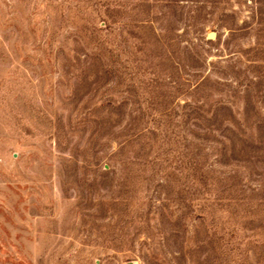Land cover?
I'll return each instance as SVG.
<instances>
[{
	"label": "rangeland",
	"instance_id": "rangeland-1",
	"mask_svg": "<svg viewBox=\"0 0 264 264\" xmlns=\"http://www.w3.org/2000/svg\"><path fill=\"white\" fill-rule=\"evenodd\" d=\"M0 264H264V0H0Z\"/></svg>",
	"mask_w": 264,
	"mask_h": 264
},
{
	"label": "water",
	"instance_id": "water-1",
	"mask_svg": "<svg viewBox=\"0 0 264 264\" xmlns=\"http://www.w3.org/2000/svg\"><path fill=\"white\" fill-rule=\"evenodd\" d=\"M216 37V34L215 33H210L208 35V39H214Z\"/></svg>",
	"mask_w": 264,
	"mask_h": 264
},
{
	"label": "trees",
	"instance_id": "trees-1",
	"mask_svg": "<svg viewBox=\"0 0 264 264\" xmlns=\"http://www.w3.org/2000/svg\"><path fill=\"white\" fill-rule=\"evenodd\" d=\"M201 217V216H200Z\"/></svg>",
	"mask_w": 264,
	"mask_h": 264
}]
</instances>
